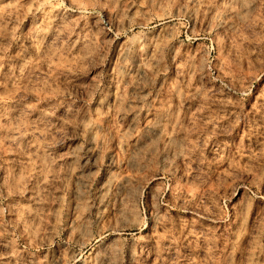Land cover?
<instances>
[{
  "label": "rangeland",
  "instance_id": "rangeland-1",
  "mask_svg": "<svg viewBox=\"0 0 264 264\" xmlns=\"http://www.w3.org/2000/svg\"><path fill=\"white\" fill-rule=\"evenodd\" d=\"M0 264H264V0H0Z\"/></svg>",
  "mask_w": 264,
  "mask_h": 264
},
{
  "label": "bare ground",
  "instance_id": "bare-ground-1",
  "mask_svg": "<svg viewBox=\"0 0 264 264\" xmlns=\"http://www.w3.org/2000/svg\"><path fill=\"white\" fill-rule=\"evenodd\" d=\"M170 18V17H169ZM166 18L164 17V18H160V19H157V20H149V21H145V23L143 24V26H149V25H152L151 27H152V29H156V27L158 26H161L162 24H164L165 22H166V20H165ZM141 24V25H142Z\"/></svg>",
  "mask_w": 264,
  "mask_h": 264
}]
</instances>
